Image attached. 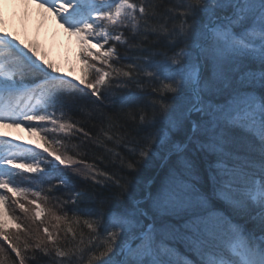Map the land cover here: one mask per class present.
Instances as JSON below:
<instances>
[{"label": "snow or ice", "instance_id": "obj_1", "mask_svg": "<svg viewBox=\"0 0 264 264\" xmlns=\"http://www.w3.org/2000/svg\"><path fill=\"white\" fill-rule=\"evenodd\" d=\"M37 3L87 72L0 30V264H264V0Z\"/></svg>", "mask_w": 264, "mask_h": 264}, {"label": "rangeland", "instance_id": "obj_2", "mask_svg": "<svg viewBox=\"0 0 264 264\" xmlns=\"http://www.w3.org/2000/svg\"><path fill=\"white\" fill-rule=\"evenodd\" d=\"M49 21L55 24L54 29L50 31L48 30ZM0 30L10 32L14 36H18L20 40L25 41V43L35 45L47 60L60 69L61 74H67V76L74 77L76 80L86 75V64L80 55L83 47L81 40L75 34L68 32L58 18L53 13L42 8L37 1L0 0ZM60 37H63L64 40H66V37H70L71 43L77 49L76 57L67 64L56 57L54 50L50 46L51 42L56 43L59 41L63 43ZM92 44L94 47L95 42L93 41ZM3 128L14 138L19 139L21 142H28L31 144V147H35L37 151H42V148L39 146L44 145L42 137L45 133L41 131H29V129L23 126L3 125ZM49 139H52L51 135H49ZM24 175L29 176L33 174L24 172ZM53 183H55V181H53ZM25 186L24 184H13V187ZM44 194L45 193H42V195ZM7 195L9 197L12 196L10 192L7 193ZM17 198H19L21 202H25L22 196ZM32 198L31 194H29L28 199ZM8 208L9 210L5 211V205L0 203V220L5 223L8 229H13L15 224L20 221L13 220L12 217L14 215L19 216L21 220H23L24 214L20 212L11 199L9 200ZM0 240H2V238H0Z\"/></svg>", "mask_w": 264, "mask_h": 264}, {"label": "bare ground", "instance_id": "obj_3", "mask_svg": "<svg viewBox=\"0 0 264 264\" xmlns=\"http://www.w3.org/2000/svg\"><path fill=\"white\" fill-rule=\"evenodd\" d=\"M54 27H55V24L52 21H49L48 30L50 31V30L54 29ZM63 37H60V39L63 41V43H60L59 41L56 43L51 42L50 46L54 50L56 57L58 59H60L62 62H65V64H67V63H70L71 61L74 60V58L76 57L77 49L71 43L70 37H66V40H64ZM69 39H70V41H69ZM49 126L50 125H48V127Z\"/></svg>", "mask_w": 264, "mask_h": 264}, {"label": "trees", "instance_id": "obj_4", "mask_svg": "<svg viewBox=\"0 0 264 264\" xmlns=\"http://www.w3.org/2000/svg\"><path fill=\"white\" fill-rule=\"evenodd\" d=\"M135 53H133L134 55ZM128 62H131L130 60ZM133 91H135L133 89ZM98 107V106H97ZM105 111H108V109H105ZM91 126V125H89ZM89 163H92L93 161L92 160H89L88 161ZM158 161L156 160H153L152 162H150L146 167H144L140 174H139V177H140V181H141V186H140V189H141V194H142V189H143V184L148 181L149 179H152V178H158L157 177V172H158ZM74 180V183L76 184V186L78 188H85L87 187L82 180H77L75 178H73ZM85 199H87V197H85ZM85 232H87V229H84Z\"/></svg>", "mask_w": 264, "mask_h": 264}]
</instances>
